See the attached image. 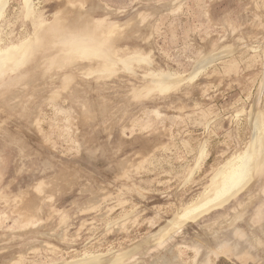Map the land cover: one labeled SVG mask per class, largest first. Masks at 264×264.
<instances>
[{
	"label": "rangeland",
	"instance_id": "rangeland-1",
	"mask_svg": "<svg viewBox=\"0 0 264 264\" xmlns=\"http://www.w3.org/2000/svg\"><path fill=\"white\" fill-rule=\"evenodd\" d=\"M263 155L264 0H0V264H260Z\"/></svg>",
	"mask_w": 264,
	"mask_h": 264
},
{
	"label": "bare ground",
	"instance_id": "bare-ground-1",
	"mask_svg": "<svg viewBox=\"0 0 264 264\" xmlns=\"http://www.w3.org/2000/svg\"><path fill=\"white\" fill-rule=\"evenodd\" d=\"M173 3V2H172ZM98 4V3H97ZM167 4V3H166ZM101 6V5H100ZM97 7V6H96ZM170 7V6H169ZM98 8H99V6H98ZM177 8V7H176ZM103 8H101V10H102ZM106 10V9H105ZM82 11V10H81ZM103 11V10H102ZM149 11V10H148ZM155 12H156V10H154ZM66 12H68V11H66ZM73 12V11H72ZM76 12V11H75ZM111 12V11H110ZM152 12V11H151ZM70 13V12H69ZM74 13V12H73ZM118 13V12H117ZM154 13V12H153ZM74 14H76V13H74ZM78 14V13H77ZM81 14V13H80ZM114 14V13H113ZM152 14V13H151ZM73 15V14H72ZM82 15H83V13H82ZM87 15V14H86ZM85 15V16H86ZM68 16V15H67ZM78 16V15H77ZM79 17V16H78ZM118 17V16H117ZM74 18V17H73ZM84 18V17H83ZM87 20V19H86ZM135 20V19H134ZM78 21L80 22V20L78 19ZM67 22V21H66ZM78 22V23H79ZM91 22V21H90ZM135 22V21H134ZM57 23H58V21H57ZM72 23V22H71ZM88 23V22H87ZM94 23L92 22V25H93ZM136 25V24H135ZM148 25V24H147ZM56 26H58L59 27V25L57 24ZM88 26H89V24H88ZM77 27H78V25H77ZM68 28V27H67ZM88 28H90V27H88ZM66 29V28H65ZM69 29V28H68ZM74 30V29H73ZM77 30V29H76ZM63 31V30H62ZM66 31V30H65ZM68 31V30H67ZM88 31H89V29H88ZM74 32V31H73ZM87 32V31H86ZM71 33V32H70ZM75 33V32H74ZM78 33H79V31H78ZM59 34V33H58ZM57 36V35H56ZM86 36V35H85ZM58 37V36H57ZM128 37V36H127ZM59 38V37H58ZM61 38V37H60ZM85 38V37H84ZM49 39V38H48ZM118 45V44H117ZM105 46V45H104ZM222 56V55H221ZM202 60V59H201ZM258 136V135H257ZM257 142H258V140H257ZM254 143H256V142H254ZM257 145H258V143H256ZM255 144V146H257ZM254 146V147H255ZM264 156V155H263ZM263 158V160H264V157H262ZM264 162V161H263ZM252 166H253V161L251 160V159H248V158H246V157H244V158H241V159H239L238 161H237V163H236V165L235 166H233V168L220 180V181H217L219 184H218V186H217V190H216V196L213 198L214 200H216V199H218V200H220V199H223V198H225V197H227V196H232L235 192H238L240 189H241V187L242 186H244V184H245V182H247V181H245V179L247 178V176H250L249 174L251 173V171H252ZM248 180V179H247ZM217 184V183H216ZM246 195V194H245ZM248 195V194H247ZM255 197V196H254ZM259 198V197H258ZM206 199V198H205ZM227 199V198H226ZM246 199H247V197H246ZM255 200H256V197L254 198ZM242 200V199H241ZM252 200V199H251ZM222 201H224V200H222ZM253 201V200H252ZM262 201V200H261ZM225 202V201H224ZM224 202H222V203H224ZM255 203L256 202H254V205H255ZM264 204V203H263ZM241 205V204H240ZM240 205H239V207H240ZM243 205H244V203H243ZM245 205H247V204H245ZM256 205H257V203H256ZM220 206V205H219ZM242 206V205H241ZM249 206V205H248ZM262 206V205H261ZM260 206V207H261ZM234 207V206H233ZM238 207V208H239ZM251 207L253 208V205H251ZM259 207V206H258ZM199 209L198 207H195V209ZM247 208V207H246ZM264 208V207H263ZM194 209V208H193ZM192 209V210H193ZM242 209H243V207H242ZM245 209V208H244ZM188 211H190L189 209H188ZM232 211V210H231ZM234 211V210H233ZM253 211V210H252ZM193 212V211H192ZM195 212H196V210H195ZM230 212V211H229ZM254 212V211H253ZM260 212V211H259ZM186 213V212H185ZM234 213H236V212H234ZM187 214H188V212H187ZM186 214V215H187ZM191 214V213H190ZM193 214V213H192ZM195 214H197V213H195ZM236 214H238V213H236ZM247 214V213H246ZM253 215V214H252ZM254 215H256V214H254ZM253 215V216H254ZM262 215V214H261ZM177 216V215H176ZM189 216H191V215H189ZM196 216V215H195ZM194 216V217H195ZM200 217V216H199ZM235 217V216H234ZM239 218H240V216H238ZM260 217V216H259ZM214 218V217H213ZM219 218H221V217H219ZM258 218V217H257ZM223 219V218H222ZM228 219V218H227ZM235 219H236V217H235ZM253 219H254V217H253ZM181 221H182V219H180ZM180 220H178V221H180ZM184 220H186V219H184ZM183 220V221H184ZM193 220V219H192ZM191 220V222H193ZM214 220V219H213ZM231 220V219H230ZM239 220V219H238ZM180 221V222H181ZM188 221V220H187ZM219 221H221V220H219ZM218 222V221H217ZM238 222H240V220L238 221ZM185 223V222H184ZM233 224V223H232ZM169 225V224H168ZM218 225H219V222H218ZM179 227H181V226H179ZM258 227V226H257ZM257 227L255 228L256 230H257ZM261 227V226H260ZM236 229V228H235ZM261 229V228H260ZM164 230H166V228L164 229ZM177 230V229H176ZM175 230V231H176ZM254 230V229H253ZM263 230V229H262ZM238 231V230H237ZM242 231H244V230H242ZM258 231V230H257ZM257 231H255V232H257ZM157 233H159V232H157ZM162 233V232H161ZM160 233V234H161ZM172 233V232H171ZM174 233V232H173ZM259 233V232H258ZM159 234V235H160ZM170 234V233H169ZM171 235V234H170ZM169 235V236H170ZM214 235V234H213ZM228 235V234H227ZM151 236V235H150ZM149 236V237H150ZM164 236V235H163ZM168 236V235H167ZM168 236V237H169ZM153 236H151V238H152ZM227 237V236H226ZM251 237H253L252 235H251ZM150 238V239H151ZM159 238H161V239H163L162 237H159ZM229 238V237H228ZM248 238V237H247ZM259 238V237H258ZM145 239V241H146V239L147 238H144ZM158 239V238H157ZM157 239H155V240H157ZM167 239V238H166ZM254 239V238H253ZM153 241V242H157V241ZM165 240V239H164ZM163 240V241H164ZM233 240H234V238H233ZM248 240V239H247ZM254 240H256V238L254 239ZM144 240H142V242H143ZM145 241H144V243H145ZM148 241V240H147ZM213 241V240H212ZM223 241H224V239H223ZM261 241V240H260ZM149 242V241H148ZM158 242H161V241H158ZM157 242V243H158ZM219 242H221V241H219ZM240 242V241H239ZM248 242V241H247ZM254 242H256V241H254ZM139 243V242H138ZM218 243V242H217ZM216 243V244H217ZM242 243V242H241ZM245 243V242H244ZM250 243V242H249ZM257 243H258V241H257ZM261 243V242H260ZM137 244V243H136ZM143 244V243H142ZM147 244V243H146ZM219 244V243H218ZM224 244V243H223ZM227 244V243H226ZM133 245H135V244H133ZM139 245H140V243H139ZM178 245V244H177ZM229 245H230V242H229ZM253 245V244H252ZM260 245V244H259ZM236 246V245H235ZM248 246V245H247ZM250 246V245H249ZM133 247V246H132ZM232 247V246H231ZM238 247H240V246H238ZM242 247V246H241ZM255 247V246H254ZM253 247V248H254ZM258 247V246H257ZM261 248H263V246H260ZM140 248V246H138V248L137 249H139ZM236 248H237V246H236ZM260 248V249H261ZM133 249V248H132ZM135 249V248H134ZM146 249V248H145ZM151 249V248H150ZM241 249V248H240ZM239 249V251H242V250H240ZM255 249V248H254ZM232 250H233V248H232ZM231 250V251H232ZM251 250H253V249H251ZM125 251V250H124ZM144 251V250H143ZM169 251V250H168ZM255 251V250H254ZM127 252H128V249H127ZM130 252V251H129ZM132 252V251H131ZM130 252V253H131ZM135 252V251H134ZM133 252V253H134ZM233 252H235V251H233ZM248 252V251H247ZM258 251H256V253H257ZM122 253V252H121ZM120 253V254H121ZM125 253V252H124ZM136 253V252H135ZM134 253V254H135ZM141 253V252H140ZM242 253V252H241ZM237 254V253H236ZM239 254H240V252H239ZM243 254H244V252H243ZM123 255V254H122ZM131 255V254H130ZM241 255V254H240ZM239 255V256H240ZM249 255V254H248ZM257 255H259L258 253H257ZM264 255V254H263ZM125 256V255H124ZM135 256V255H134ZM139 256V255H138ZM157 256V255H156ZM238 256V255H237ZM254 256V255H253ZM252 256V257H253ZM104 257V256H103ZM102 257V258H103ZM110 257V256H109ZM153 258V257H152ZM99 259H101V258H99ZM104 259V258H103ZM103 259H101V260H103ZM106 259H107V257H106ZM111 259V258H110ZM110 259H109V264L111 263V262H114V263H111V264H116L118 261V264H121V263H123V262H125V261H121V259L119 260L118 259V261L115 259V261L113 260V259H111L112 261H110ZM130 259V258H129ZM153 259H155V258H153ZM254 259V258H253ZM259 259H260V257H259ZM261 259H263V258H261ZM94 260V259H93ZM97 260V259H96ZM100 260V261H101ZM256 260H258V259H256ZM91 261V260H90ZM99 261V262H100ZM103 261H105V260H103ZM103 261H101V262H103ZM121 261V262H120ZM149 261V260H148ZM89 262V261H88ZM95 262V261H94ZM100 262V263H101ZM108 261H106V263H107ZM139 262V261H138ZM253 262V261H252ZM256 262V261H255ZM258 262V261H257ZM256 262V263H257ZM263 262H264V260H263ZM262 262V263H263ZM78 263V262H77ZM80 263V262H79ZM100 263H98V264H100ZM254 263V262H253ZM259 263V262H258ZM262 263H260V264H262ZM82 264V263H81ZM96 264H97V262H96ZM103 264H105V262H103ZM139 264V263H138ZM255 264V263H254ZM264 264V263H263Z\"/></svg>",
	"mask_w": 264,
	"mask_h": 264
}]
</instances>
